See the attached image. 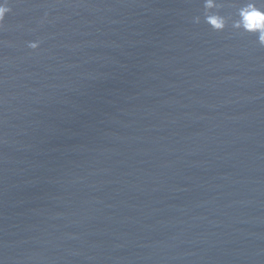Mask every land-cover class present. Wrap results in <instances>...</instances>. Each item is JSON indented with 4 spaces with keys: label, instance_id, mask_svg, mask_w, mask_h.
<instances>
[{
    "label": "water",
    "instance_id": "1",
    "mask_svg": "<svg viewBox=\"0 0 264 264\" xmlns=\"http://www.w3.org/2000/svg\"><path fill=\"white\" fill-rule=\"evenodd\" d=\"M10 7L0 264H264L255 37L213 31L203 0Z\"/></svg>",
    "mask_w": 264,
    "mask_h": 264
},
{
    "label": "clouds",
    "instance_id": "2",
    "mask_svg": "<svg viewBox=\"0 0 264 264\" xmlns=\"http://www.w3.org/2000/svg\"><path fill=\"white\" fill-rule=\"evenodd\" d=\"M223 7L220 0H203V22L215 32H223L230 26L233 32L254 36L255 43L264 48V0H244L236 7L234 16L222 15ZM10 12V0H0V28ZM193 22L201 23V17H194ZM28 47L36 50L39 42H29Z\"/></svg>",
    "mask_w": 264,
    "mask_h": 264
}]
</instances>
